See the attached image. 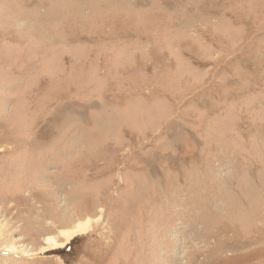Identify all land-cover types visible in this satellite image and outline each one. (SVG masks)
Masks as SVG:
<instances>
[{"label": "rangeland", "instance_id": "374dc122", "mask_svg": "<svg viewBox=\"0 0 264 264\" xmlns=\"http://www.w3.org/2000/svg\"><path fill=\"white\" fill-rule=\"evenodd\" d=\"M0 264H264V0H0Z\"/></svg>", "mask_w": 264, "mask_h": 264}, {"label": "bare ground", "instance_id": "6f19581e", "mask_svg": "<svg viewBox=\"0 0 264 264\" xmlns=\"http://www.w3.org/2000/svg\"><path fill=\"white\" fill-rule=\"evenodd\" d=\"M37 219V218H36ZM85 225H84V228L83 227H81V226H78L76 229H73V231L70 233V234H68L67 235V238H73V237H75L76 235H78V234H80L84 229H85ZM54 244L53 242H51V240H46V244ZM51 244V245H52ZM55 245H56V243H55ZM54 246V245H53Z\"/></svg>", "mask_w": 264, "mask_h": 264}]
</instances>
